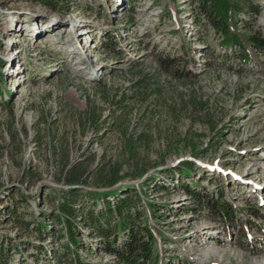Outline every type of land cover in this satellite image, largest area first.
<instances>
[{
    "label": "rangeland",
    "instance_id": "rangeland-1",
    "mask_svg": "<svg viewBox=\"0 0 264 264\" xmlns=\"http://www.w3.org/2000/svg\"><path fill=\"white\" fill-rule=\"evenodd\" d=\"M252 3L258 15L238 31L264 36V0ZM218 42L192 24L184 0H0V264H55L66 241L55 220L60 173L84 158L90 168L105 160L123 167L122 135L140 131L151 136L148 166L115 186L154 205L145 216L156 264H264V52L244 65ZM181 45L191 75L175 79L155 57L179 55ZM89 99L107 120L97 133L77 122ZM216 133V146L201 152ZM183 138L194 154L175 146ZM182 161L194 165L181 180L187 187L260 218L238 212L225 227L194 208L175 176L158 174ZM71 223L81 258L113 264L88 254L91 238ZM239 226L257 242L242 239Z\"/></svg>",
    "mask_w": 264,
    "mask_h": 264
},
{
    "label": "trees",
    "instance_id": "trees-1",
    "mask_svg": "<svg viewBox=\"0 0 264 264\" xmlns=\"http://www.w3.org/2000/svg\"><path fill=\"white\" fill-rule=\"evenodd\" d=\"M189 8L191 22L196 27L209 28L219 37L218 48L235 53L236 59L244 65L250 63L251 54L257 56L264 52V36L260 32L249 31L241 35L238 31L239 23L248 27L246 19L258 15V9L252 0H184ZM248 21V22H249ZM112 40L108 41V48L113 46ZM180 54L158 55L155 57L157 66L168 76L182 79L191 75L186 68L189 63V48L181 45ZM180 61L181 68L177 65ZM0 60V67L2 65ZM114 102V101H113ZM121 101H115L117 108ZM102 119L101 109L90 99L86 108L77 118L78 125L89 128L92 132H99L106 125ZM219 134L205 143L204 152L213 149ZM198 137V136H197ZM123 167L120 162L105 160L90 168L86 158L68 166L60 173L57 179L63 188L59 189V202L56 204L58 224L64 223L66 241L61 245L59 252L54 251L55 264H89L81 258L78 249L80 243L72 229L73 220L78 221L86 229V234L92 240L88 254L93 252L110 256L113 264H156L155 243L156 235L146 220V212H153L154 205L147 207L140 204V199L131 186L118 189L115 184L123 179L132 180L141 176L147 164L143 160L146 150L151 143V136L143 131L132 135H122ZM185 146L194 154L196 145L192 140L177 141L175 146ZM142 154V155H141ZM143 158V159H142ZM160 161V160H159ZM194 165L189 161L158 170V174L170 177L175 176L180 181L181 190L186 195L194 208L209 211L214 220L225 227L236 221L238 212H246L255 219L260 218L259 213H250L249 209H236L219 196L211 197L203 187L198 184L186 186L181 180L189 178ZM142 180V186L146 184ZM148 180V179H147ZM116 187V188H115ZM114 189V191H113ZM109 198V199H108ZM88 207H83L84 203ZM96 203L98 209L94 210ZM191 210V209H190ZM240 235L245 241L257 242L255 239L246 238V227L239 226ZM262 245V244H261ZM258 247V246H255ZM264 247V245H262ZM0 247V257L2 255Z\"/></svg>",
    "mask_w": 264,
    "mask_h": 264
},
{
    "label": "bare ground",
    "instance_id": "bare-ground-1",
    "mask_svg": "<svg viewBox=\"0 0 264 264\" xmlns=\"http://www.w3.org/2000/svg\"><path fill=\"white\" fill-rule=\"evenodd\" d=\"M7 41L10 42V43H11V42H15V40H11V39H9V40H7ZM85 51H86V50H85Z\"/></svg>",
    "mask_w": 264,
    "mask_h": 264
}]
</instances>
